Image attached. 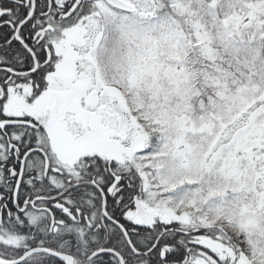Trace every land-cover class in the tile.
Returning a JSON list of instances; mask_svg holds the SVG:
<instances>
[{
  "label": "snow or ice",
  "instance_id": "1",
  "mask_svg": "<svg viewBox=\"0 0 264 264\" xmlns=\"http://www.w3.org/2000/svg\"><path fill=\"white\" fill-rule=\"evenodd\" d=\"M0 264H264V0H0Z\"/></svg>",
  "mask_w": 264,
  "mask_h": 264
}]
</instances>
